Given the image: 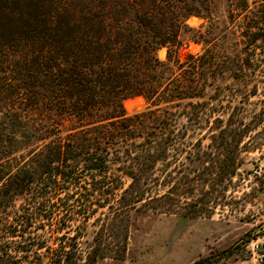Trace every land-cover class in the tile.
Masks as SVG:
<instances>
[{
  "label": "trees",
  "instance_id": "trees-1",
  "mask_svg": "<svg viewBox=\"0 0 264 264\" xmlns=\"http://www.w3.org/2000/svg\"><path fill=\"white\" fill-rule=\"evenodd\" d=\"M25 1L0 0V264L123 260L134 212L227 204L264 141V0H226L222 26L220 0Z\"/></svg>",
  "mask_w": 264,
  "mask_h": 264
},
{
  "label": "rangeland",
  "instance_id": "rangeland-1",
  "mask_svg": "<svg viewBox=\"0 0 264 264\" xmlns=\"http://www.w3.org/2000/svg\"><path fill=\"white\" fill-rule=\"evenodd\" d=\"M42 0H40L41 2ZM253 2L254 0H249ZM16 8L27 6L25 0H16ZM227 16V1L220 0L215 12L219 26L224 25ZM187 23L195 29L208 25V21L191 16ZM185 36V44L179 54L185 59L188 53L202 51L203 43ZM166 59L167 49L158 51ZM237 83L231 78L219 79L218 84L226 86ZM208 94L214 89L208 88ZM228 95L229 92L227 91ZM258 97H252L256 102ZM261 104H259L260 106ZM129 114L141 111L146 106L142 96L125 100ZM262 136L264 137V131ZM264 141L258 149L247 155L243 179H234L237 185L227 193L229 201L218 207L213 216L189 217L180 215L134 212L131 216L129 245L123 260L104 259L99 264H193L201 257L212 256L213 264H251L246 243L253 234L264 230ZM261 174L255 172L260 170ZM242 178V177H241ZM97 216L86 225L82 246L92 241ZM77 224V223H75Z\"/></svg>",
  "mask_w": 264,
  "mask_h": 264
},
{
  "label": "built area",
  "instance_id": "built-area-1",
  "mask_svg": "<svg viewBox=\"0 0 264 264\" xmlns=\"http://www.w3.org/2000/svg\"><path fill=\"white\" fill-rule=\"evenodd\" d=\"M255 172L261 174V168L256 169ZM245 247L251 264H264V230L253 234Z\"/></svg>",
  "mask_w": 264,
  "mask_h": 264
}]
</instances>
